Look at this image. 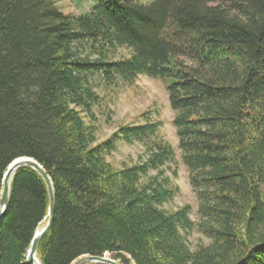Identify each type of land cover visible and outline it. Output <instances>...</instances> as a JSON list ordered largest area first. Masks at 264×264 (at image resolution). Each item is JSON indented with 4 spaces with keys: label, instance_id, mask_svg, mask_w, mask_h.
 Returning a JSON list of instances; mask_svg holds the SVG:
<instances>
[{
    "label": "trees",
    "instance_id": "trees-1",
    "mask_svg": "<svg viewBox=\"0 0 264 264\" xmlns=\"http://www.w3.org/2000/svg\"><path fill=\"white\" fill-rule=\"evenodd\" d=\"M0 0V202L8 167L32 158L52 179L56 211L41 264L110 254L123 264H264V0ZM120 49L130 51L119 55ZM119 55V56H118ZM162 81L181 160L198 199L175 211L176 150L157 111L98 141L102 92ZM140 145L132 165L108 157ZM49 194L30 168L12 182L0 264L28 250ZM209 240L192 250L189 235Z\"/></svg>",
    "mask_w": 264,
    "mask_h": 264
},
{
    "label": "rangeland",
    "instance_id": "rangeland-1",
    "mask_svg": "<svg viewBox=\"0 0 264 264\" xmlns=\"http://www.w3.org/2000/svg\"><path fill=\"white\" fill-rule=\"evenodd\" d=\"M57 5L66 14L72 15H81L83 12L90 10V3H84L80 7L76 5L74 0H57ZM119 53L121 56L130 55V51L127 49H120ZM100 93L107 100L108 106L113 113L111 123L107 124L102 110L100 108L96 109L98 117L97 125L99 128L97 137L99 142H103L111 137L120 125L138 123L139 116L143 112L157 111L159 119L164 122L162 132L165 139L175 148L176 160L178 162L177 176H173L171 172L167 174L171 177L172 184L179 187V194L165 208L175 211L182 206L190 205L192 208L190 217L192 221L198 223V199L190 184L188 169L181 160L180 150L178 149V136L173 125L174 112L170 107L165 84L159 80L156 81L146 76H140L135 85L122 87L117 91H101ZM142 153L143 147L140 145L121 143L117 151L108 157V160L116 167L121 168L123 163L127 165L136 163ZM43 226L44 224L40 228ZM188 243L191 249L195 250L200 244H208L209 240L198 230H195L189 235Z\"/></svg>",
    "mask_w": 264,
    "mask_h": 264
},
{
    "label": "water",
    "instance_id": "water-1",
    "mask_svg": "<svg viewBox=\"0 0 264 264\" xmlns=\"http://www.w3.org/2000/svg\"><path fill=\"white\" fill-rule=\"evenodd\" d=\"M22 168H30L34 170L36 173H38L45 182L49 194V209H48V215L45 218L46 225L43 226L42 228H39L36 231L27 254V260L29 262H31L32 264H41L38 258V250L42 240L48 235V233L50 232L53 226L54 216L56 211L55 189L50 176L47 174L45 169L34 159L20 158L15 160L8 167L4 175L3 184H2L3 190H2V197L0 202V223L3 220L7 208L9 206L10 191H11V185L13 179L16 173ZM72 264H123V263L115 260L110 254H105L104 256H83Z\"/></svg>",
    "mask_w": 264,
    "mask_h": 264
},
{
    "label": "bare ground",
    "instance_id": "bare-ground-1",
    "mask_svg": "<svg viewBox=\"0 0 264 264\" xmlns=\"http://www.w3.org/2000/svg\"><path fill=\"white\" fill-rule=\"evenodd\" d=\"M46 225V223H44V226Z\"/></svg>",
    "mask_w": 264,
    "mask_h": 264
}]
</instances>
